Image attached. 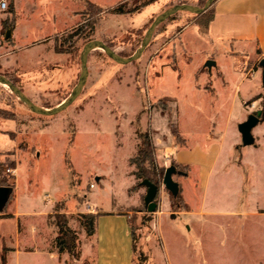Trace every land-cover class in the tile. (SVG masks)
<instances>
[{
  "label": "rangeland",
  "instance_id": "374dc122",
  "mask_svg": "<svg viewBox=\"0 0 264 264\" xmlns=\"http://www.w3.org/2000/svg\"><path fill=\"white\" fill-rule=\"evenodd\" d=\"M6 1L8 9L0 11V56L9 58L13 66L6 68L0 60V75L15 80L38 106L54 109L76 87L81 55L89 43L102 41L122 57H130L140 48L156 16L179 4L202 7L207 0L203 4L200 0H160L134 14L112 12L127 0H16L15 15L10 13L12 1ZM87 2L98 5L102 12L89 18ZM208 11L210 16L211 8ZM203 22L192 13H177L157 28L143 55L130 64L115 62L102 49L91 51L82 94L55 116L33 113L8 86L0 84V107L14 111L19 123L17 149H8L16 160L11 154L0 158L6 163L2 178L12 189L10 201L16 196V182V207L21 214L19 226L18 220L8 216L10 204L1 208L0 264L3 254L6 264L94 263L95 256L86 260L93 254L92 239L78 215L86 212L88 205L97 210L124 211L121 208L138 204V196L133 194L141 191L139 206L129 209L136 241L133 264H264V229L256 238L254 230L249 232L250 224L243 223L239 233L228 220L221 219L220 225L218 217L208 218L209 224L203 227L191 226L189 218L182 216L191 212L183 194L186 176L175 175L174 179L188 211L172 210L170 192L163 185L164 172L157 211L149 213L144 203L147 188L140 180L134 183L131 175L135 167L129 160L140 145L137 131L152 138L159 169L166 171L176 163L167 154L171 145L166 135H172L169 120L187 132L191 115L188 88L193 70L207 55L193 29L184 33L183 43L177 38L186 24L203 26ZM17 24L20 39L16 45L6 34L9 30L13 33ZM218 58L221 65L229 64L233 73V61H225L221 55ZM161 61L169 67L162 70ZM164 96L176 99L179 115L173 101ZM253 104L246 105L252 108ZM259 111L254 109L252 114ZM29 121H35L39 128L21 125ZM254 132L261 135L264 144V123ZM12 161L17 163V178L9 166ZM217 183L214 176L207 197L209 209L223 208L224 202L232 200L230 192L219 191ZM166 201L169 214L164 211ZM53 204L67 213L69 226L77 234L83 253L79 260L66 251L58 253L55 228L48 224L49 229L44 216ZM223 224L228 225L226 231Z\"/></svg>",
  "mask_w": 264,
  "mask_h": 264
},
{
  "label": "crops",
  "instance_id": "0c3cea01",
  "mask_svg": "<svg viewBox=\"0 0 264 264\" xmlns=\"http://www.w3.org/2000/svg\"><path fill=\"white\" fill-rule=\"evenodd\" d=\"M11 1L18 14L17 1ZM18 27L17 24L10 36L13 38L11 42L16 45L20 39ZM191 29L197 40L205 46L207 55L193 70L192 82L188 88V108L191 115L187 132L183 133L177 126L185 145L179 147L173 135H166L171 145L167 148L169 158L189 168L187 178L184 179L186 186L183 194L191 212L182 216L189 218L191 226L201 224L203 227L209 224L208 218L218 217L220 225L221 219L228 220V225H232L239 233L242 232L243 223L250 224L252 228L249 232L254 230L257 238L258 231L264 229V144L261 135L254 131L261 122L264 123V119L253 129L251 145L243 143L239 125L247 121L254 109L261 110L264 104L260 67V62L264 59V0H218L214 5V18L209 25H186L179 32V43H183L182 36ZM30 45L32 43L26 47H31ZM219 55L224 56L225 61H233V73L229 64L221 65ZM0 60L4 67L12 68L13 64L9 58L0 56ZM190 60L192 61V57ZM209 61L214 63L210 68L206 66ZM159 67L164 70L169 66H163L161 61ZM179 79V87H182L181 74ZM164 97L173 101L175 113L178 114L176 99ZM248 102H253L254 106L248 107ZM34 122H22L21 125L24 128H39ZM18 128L17 121L0 120V158L11 154L10 157L16 160L15 155L8 149H17ZM18 173L16 163V178ZM214 176L218 180L219 191H229L232 197V200L224 202L226 204L220 209L207 207V197ZM133 178L135 183V177ZM14 192L16 196L7 203L11 206L8 216L18 220L20 226L21 214L16 207L19 203L16 182ZM134 193L133 195L138 196V204L121 208L125 209L124 211L97 210L93 206H87L84 214H101L97 220L96 232L91 237L93 254L86 259L91 261L95 256L94 263L91 264H133L129 209L139 206L143 192ZM12 194L13 192L10 198ZM53 208L54 204L44 213L46 223ZM164 211L169 214L167 201L164 203ZM1 216L3 215L0 209V222ZM223 225L226 231L228 225Z\"/></svg>",
  "mask_w": 264,
  "mask_h": 264
},
{
  "label": "trees",
  "instance_id": "16d2710c",
  "mask_svg": "<svg viewBox=\"0 0 264 264\" xmlns=\"http://www.w3.org/2000/svg\"><path fill=\"white\" fill-rule=\"evenodd\" d=\"M158 1L160 0H145L144 2L139 3L133 0L131 3L130 0H127V1L122 2L117 7H115L112 10V12L114 14H134L136 12H139L141 9L147 6H150ZM200 1L202 2V4L205 2V0H200ZM217 1L218 0H215L212 6L210 7L212 10V13L210 16H208L209 9L203 14H199V15L194 14L198 18L204 19L203 26L205 27L208 26L209 23L213 20L214 5ZM87 5L88 7L86 8V10H87V13L89 14V18L97 17V15H99L102 12V9L94 3L87 2ZM10 10H11L10 13L15 15V9H14L12 2L10 5ZM8 79L16 85L15 80H13L12 78H8ZM260 113H261L260 119L262 120L264 119V108L261 109ZM16 117L17 115L14 111H10L5 107H0V118H3L5 120L16 121L17 119ZM169 127L177 143L184 146L185 141L182 138L177 126L174 125V123L171 120H169ZM137 137L140 141V145H138L137 153L129 160L130 165L135 167V170L132 172V175L135 177L136 180L141 181L140 183L141 186H143L142 181L144 180H149L153 182L154 184H156L157 186H159L161 182V178L163 177V174L165 172V169L163 168L159 169L158 166L156 165L155 144L148 133H142L140 131H137ZM5 165L6 163L0 161V187H9V186H5L6 180L2 178ZM9 166L10 168L16 169V163L14 161H12L9 164ZM171 166L175 167L177 171L175 175L187 176L188 170H189L188 166H183L178 163H172ZM170 197L172 201L171 208L173 211L177 212L178 209L179 211H188L189 209L188 205L184 203V199L181 194V187L177 195H173L170 193ZM100 215L101 214H93V213H89V214L80 213L78 215V219L81 225L83 226V228L85 229L86 234L89 238H91L96 232L97 220L100 217ZM48 224L55 228V232H56L55 244L59 250L58 253L62 254L63 252L66 251L72 256L74 260H79L81 258V253H82L81 243L77 237V234L69 226L68 215L66 214L64 210H62L58 206V204L55 205L52 214L48 216ZM131 230H132V237H133V251L135 252L136 241H135V233L132 228V225H131ZM2 260H3V264H6L5 254L2 255ZM67 264H73V263L69 262ZM85 264H88V263L86 262Z\"/></svg>",
  "mask_w": 264,
  "mask_h": 264
},
{
  "label": "water",
  "instance_id": "95a60500",
  "mask_svg": "<svg viewBox=\"0 0 264 264\" xmlns=\"http://www.w3.org/2000/svg\"><path fill=\"white\" fill-rule=\"evenodd\" d=\"M215 0H207L204 7L193 6L190 4H179L175 5L170 9H167L163 13L159 14L155 17L150 27L148 28L145 38L140 46V48L130 57H122L117 54L111 47H109L106 43L102 41H93L89 43L83 50L81 55L82 68L81 74L79 77V81L74 88L72 94L60 103L54 109H48L35 104L17 85H15L12 81L6 78L4 75H0V84L4 86H8L13 94H15L18 99L23 102L33 113L40 116H55L58 115L65 110H67L73 103L79 98L82 94L84 87L88 78V57L91 51L96 49H102L112 60L120 64H130L136 60H138L146 48L149 46L157 28L169 20L171 17L180 12H189L192 14H203L205 13L214 3ZM11 30H9L6 34V38L8 39L11 36ZM214 65L213 62H208L207 67H212ZM260 67L262 68V82L264 86V59L260 62ZM260 111L257 114H251L247 121L239 125V132L242 135L243 143L245 145L253 144V129L260 123ZM177 173L175 167L170 166L166 169L165 175L163 178L164 187L173 195H177L180 190L179 183L175 181L174 176ZM142 185L147 188V193L144 199V203L147 206L149 213H155L158 208L157 197L160 192V187L154 184L149 180L142 181ZM12 193V189L10 187H0V209L4 208L10 198Z\"/></svg>",
  "mask_w": 264,
  "mask_h": 264
},
{
  "label": "built area",
  "instance_id": "2783aa9c",
  "mask_svg": "<svg viewBox=\"0 0 264 264\" xmlns=\"http://www.w3.org/2000/svg\"><path fill=\"white\" fill-rule=\"evenodd\" d=\"M7 9H8V2L6 0H1L0 1V11H6ZM9 172H11V170H9ZM91 187H94V185H92Z\"/></svg>",
  "mask_w": 264,
  "mask_h": 264
}]
</instances>
